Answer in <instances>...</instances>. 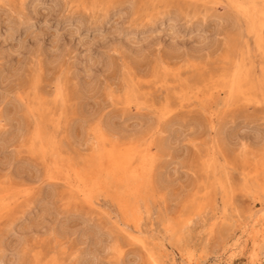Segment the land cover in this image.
I'll return each instance as SVG.
<instances>
[{"label":"rangeland","instance_id":"1","mask_svg":"<svg viewBox=\"0 0 264 264\" xmlns=\"http://www.w3.org/2000/svg\"><path fill=\"white\" fill-rule=\"evenodd\" d=\"M263 11L0 0V259L264 264L245 227L264 205ZM109 150L131 158L107 183L94 162Z\"/></svg>","mask_w":264,"mask_h":264},{"label":"bare ground","instance_id":"2","mask_svg":"<svg viewBox=\"0 0 264 264\" xmlns=\"http://www.w3.org/2000/svg\"><path fill=\"white\" fill-rule=\"evenodd\" d=\"M21 1V0H20ZM255 3V2H254ZM252 5H253V3H252ZM252 9V8H251ZM261 14H262V17L264 18V11L263 12H261ZM255 15V14H254ZM255 17V16H254ZM261 17V18H262ZM262 18V19H263ZM261 21V20H260ZM261 41V40H260ZM263 44V43H262ZM234 70H235V68H234ZM239 70H241L240 68H239ZM239 72V71H238ZM232 73H233V70H232ZM235 73V72H234ZM240 74H241V72H240ZM264 78V77H263ZM263 78H262V80H263ZM230 80V79H229ZM236 75H234V77H233V79H232V85H231V88H230V94L231 95H234V94H236V88H235V86H236V84H234V86H233V83L235 82L236 83ZM261 80V81H262ZM258 82V81H257ZM250 83H252V82H250ZM252 84H254V83H252ZM238 85V84H237ZM244 87H245V89H243L244 91L248 88L247 87V83H244V85H243ZM243 86L241 87V88H243ZM254 86V85H253ZM256 86V85H255ZM258 86V85H257ZM261 86V85H260ZM251 87V86H250ZM240 87H239V89H241ZM250 89V88H249ZM242 90V91H243ZM252 90V89H251ZM243 91V92H244ZM241 95V94H240ZM245 95V94H244ZM243 95V96H244ZM236 96V95H235ZM228 97H229V93H228ZM234 97V96H233ZM239 97V96H238ZM245 98H247L246 96H245ZM248 98H249V96H248ZM237 99V98H236ZM43 124V123H42ZM34 127V126H33ZM43 130V129H42ZM54 136V135H53ZM96 139V138H95ZM124 146V145H123ZM125 148V147H124ZM123 149V148H122ZM132 150V149H131ZM120 151V150H119ZM129 151V150H128ZM41 154V153H40ZM129 154V153H128ZM135 155V154H134ZM127 157H129V156H127V152L125 153V151L124 152H118V151H110L109 150V152L107 151V152H103V153H101L97 158H96V160H95V162H94V165H95V171L94 172H96L98 175H100L103 179H105L106 180V182L107 183H110V182H113L114 180H116V179H120L121 178V174H124L125 172H126V169L128 168L127 167V161H128V159H127ZM129 158H131V157H129ZM67 160V159H66ZM51 163V162H50ZM55 163V162H54ZM129 183H130V179L128 178V180H126V177L124 178V179H122V181H121V187L122 188H124V189H127L128 188V186H129ZM257 184V183H256ZM260 184V183H259ZM261 185V184H260ZM262 185H264L263 183H262ZM19 186V185H18ZM130 187V186H129ZM133 187V186H132ZM131 187V188H132ZM222 187V186H221ZM256 187V186H255ZM254 187V188H255ZM258 187V186H257ZM260 187H263V186H260ZM262 189V188H261ZM261 189H260V191H261ZM123 190V189H122ZM129 190V189H128ZM133 190V189H132ZM247 190V189H246ZM128 192V191H127ZM138 193H139V191L138 190H136V193H135V198H134V201L133 200H131L128 204L129 205H127L126 207H124V209H125V211L127 212V213H129V214H133V215H135L137 212H138V209H139V207H136V205L135 204H137L138 202H140L141 201V199L140 198H137L138 197ZM129 194H131V193H129ZM133 196V195H132ZM131 196V197H132ZM134 197V196H133ZM259 197V196H258ZM264 199V198H263ZM264 201V200H263ZM137 202V203H136ZM264 204V203H263ZM226 205V204H225ZM196 215H198V214H196ZM201 215V214H200ZM237 215V214H236ZM249 215V214H248ZM250 216V215H249ZM210 217V216H209ZM240 218V217H239ZM244 218V217H243ZM191 220V219H190ZM211 220V219H210ZM245 220V219H244ZM249 220V219H248ZM246 221V220H245ZM247 222V221H246ZM246 222H244V224L246 223ZM249 222V223H248ZM246 224H245V227H247V228H249V227H251V231H250V233L249 234H247V235H250L251 236V238H253V237H256V236H258V235H260V236H262V244L264 243L263 242V240H264V205H262L261 207H259L258 208V210H256L255 211V213L251 216V220H249ZM138 223V222H137ZM139 223H140V221H139ZM201 223V222H200ZM208 223V222H207ZM241 223V222H240ZM251 223V224H250ZM183 225H184V223H183ZM242 225V224H241ZM189 226V225H188ZM138 227H139V225H138ZM179 227H180V225L178 226V229H179ZM182 227H184V226H182ZM187 227V226H186ZM140 228V227H139ZM175 228H177V225H174L173 227H169V229L170 230H172V229H174L175 230ZM185 228V227H184ZM183 228V229H184ZM194 228V227H193ZM200 228V227H199ZM169 229H166V230H169ZM177 229V230H178ZM181 229V228H180ZM176 231V230H175ZM177 232V231H176ZM182 232V231H181ZM241 232H243V231H241ZM245 234V233H244ZM167 235V234H166ZM182 235V234H181ZM249 236V237H250ZM248 237V238H249ZM246 238V237H245ZM247 238V239H248ZM182 242V241H181ZM116 243V242H115ZM187 244V243H186ZM261 244V245H262ZM186 246V245H185ZM262 246H264V245H262ZM190 247H191V245H190ZM259 247H260V245H259ZM262 248V247H261ZM264 248V247H263ZM191 249V248H190ZM193 249H194V246H193ZM195 250V249H194ZM188 251H189V247H188ZM193 253H194V251H192ZM188 253V252H187ZM168 254V253H167ZM193 255V254H192ZM191 255V256H192ZM18 257V256H17ZM14 258V257H13ZM193 258V257H192ZM155 259V258H154ZM154 259H152V260H154ZM12 261V260H11ZM156 261V260H155ZM0 263L2 264V263H4V264H6V262H5V259L4 258H2V259H0ZM9 264V263H8ZM254 264V263H253Z\"/></svg>","mask_w":264,"mask_h":264}]
</instances>
